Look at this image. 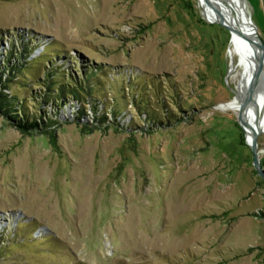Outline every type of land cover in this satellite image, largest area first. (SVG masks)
Wrapping results in <instances>:
<instances>
[{
    "label": "rangeland",
    "instance_id": "374dc122",
    "mask_svg": "<svg viewBox=\"0 0 264 264\" xmlns=\"http://www.w3.org/2000/svg\"><path fill=\"white\" fill-rule=\"evenodd\" d=\"M246 1L264 39V0ZM203 13L0 0V67L29 49L0 90L49 120L22 131L0 111V264H264V181L224 106L239 54ZM47 77L77 96L42 90ZM256 142L264 169V131Z\"/></svg>",
    "mask_w": 264,
    "mask_h": 264
},
{
    "label": "bare ground",
    "instance_id": "6f19581e",
    "mask_svg": "<svg viewBox=\"0 0 264 264\" xmlns=\"http://www.w3.org/2000/svg\"><path fill=\"white\" fill-rule=\"evenodd\" d=\"M202 6L211 17L219 18L228 24H239L238 32L230 34L232 43L231 54H239L238 63L231 60L229 71H236L234 99L225 103L224 106L237 109L238 113L243 103L244 94L253 78L256 62L258 59V45L256 38L246 32L244 24L252 22L248 15L251 10L246 0H201ZM245 129L246 138L251 141L252 137L264 131V70L260 75L251 97L245 103Z\"/></svg>",
    "mask_w": 264,
    "mask_h": 264
},
{
    "label": "trees",
    "instance_id": "16d2710c",
    "mask_svg": "<svg viewBox=\"0 0 264 264\" xmlns=\"http://www.w3.org/2000/svg\"><path fill=\"white\" fill-rule=\"evenodd\" d=\"M10 43H12L10 41ZM28 49V47H27ZM25 50V48L23 49L26 54L29 53V49L28 50ZM23 55L21 53V51H19L18 49H16L15 47H11L8 49V53H7V56L5 57V59L3 60L4 61V64L0 67V68H6L5 70L6 71H10V73H14L15 71H18L19 70V66L21 65L20 63L18 64H15L14 62H9V58H16V59H20V58H26L27 55ZM18 62V61H17ZM29 62V61H28ZM27 63V62H25ZM3 72H5L3 70ZM2 74V73H1ZM0 74V79L2 78ZM9 78H7L6 80H8ZM43 79V78H42ZM72 79V78H71ZM54 79H47L46 80H42V81H38L37 84H39V86H43L42 87V90L44 88H48V91L53 92V91H59V88H60V93L61 92H70V93H73L75 94V96H77V86H78V82L77 81H72V83H69V81H67L66 85H63L60 83V86L59 88L57 89H53L52 85H50L51 82H53ZM52 84V83H51ZM69 85H71L72 87H70ZM2 88H5L6 86H9V84H7L5 81L2 82L1 84ZM60 93H57V94H60ZM44 94V93H43ZM41 95L40 94V97H43L44 95ZM59 97L58 96H55L54 97V100H58ZM45 102V101H44ZM0 111L3 112L4 114H6V116H8L13 122L14 124L19 128L21 129L22 131H26V130H30V129H33V128H39L41 127L42 125H46L48 123V114L46 113V115L44 114H41L39 116V118L36 117V114H28L27 113V109L25 110V107L24 106H18V108L13 104V97L10 96L8 93H4L3 91L0 90ZM46 118V122H43V118ZM49 125V124H48Z\"/></svg>",
    "mask_w": 264,
    "mask_h": 264
},
{
    "label": "water",
    "instance_id": "95a60500",
    "mask_svg": "<svg viewBox=\"0 0 264 264\" xmlns=\"http://www.w3.org/2000/svg\"><path fill=\"white\" fill-rule=\"evenodd\" d=\"M203 15L207 21L216 22V23L222 25L223 27H225L230 32V34L232 32H238V31L242 30V29L238 28L239 24L231 25V24H228L219 18L211 17L205 13H203ZM248 17L252 22H254L252 17H251V14L248 15ZM243 26H244V28H245L244 30L246 32H250V34L256 38L257 45H258L257 46L258 47V59L256 62L253 78H252V80H251V82H250V84H249V86H248V88L244 94V99H243L244 101H243L242 106L240 108V111L238 113V123L241 126V128L243 129L244 134L246 135V129H245V123L246 122H245V116H244L245 103L251 97V95L255 89L256 83H257L260 75H262L263 70H264V39L261 36V34L259 33L255 22L254 23L249 22L247 24H244ZM256 140H257V137H256V135H254L252 137L251 141H248V140L247 141H248V145H249L251 152H252V155H253L254 167L264 181V169L261 167V164H260V160H259V156H258V152H257Z\"/></svg>",
    "mask_w": 264,
    "mask_h": 264
}]
</instances>
